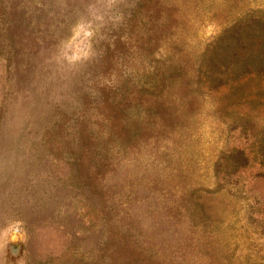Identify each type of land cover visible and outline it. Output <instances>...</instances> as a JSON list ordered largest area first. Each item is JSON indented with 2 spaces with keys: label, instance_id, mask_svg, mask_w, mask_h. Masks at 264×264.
<instances>
[{
  "label": "rangeland",
  "instance_id": "1",
  "mask_svg": "<svg viewBox=\"0 0 264 264\" xmlns=\"http://www.w3.org/2000/svg\"><path fill=\"white\" fill-rule=\"evenodd\" d=\"M257 9L0 0V264H264V76L198 66Z\"/></svg>",
  "mask_w": 264,
  "mask_h": 264
},
{
  "label": "trees",
  "instance_id": "2",
  "mask_svg": "<svg viewBox=\"0 0 264 264\" xmlns=\"http://www.w3.org/2000/svg\"><path fill=\"white\" fill-rule=\"evenodd\" d=\"M198 66L208 88L247 91L250 80L264 76V9L233 20L206 47Z\"/></svg>",
  "mask_w": 264,
  "mask_h": 264
},
{
  "label": "water",
  "instance_id": "3",
  "mask_svg": "<svg viewBox=\"0 0 264 264\" xmlns=\"http://www.w3.org/2000/svg\"><path fill=\"white\" fill-rule=\"evenodd\" d=\"M12 240H13V241H16V240H17V235L14 234V235L12 236Z\"/></svg>",
  "mask_w": 264,
  "mask_h": 264
}]
</instances>
